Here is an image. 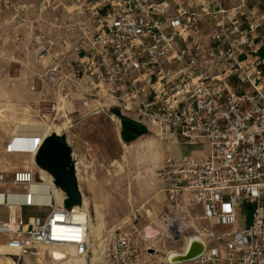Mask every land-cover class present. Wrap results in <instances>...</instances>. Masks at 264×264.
Masks as SVG:
<instances>
[{
    "label": "built area",
    "instance_id": "2783aa9c",
    "mask_svg": "<svg viewBox=\"0 0 264 264\" xmlns=\"http://www.w3.org/2000/svg\"><path fill=\"white\" fill-rule=\"evenodd\" d=\"M89 4L97 20L73 52L84 103L93 99L112 119L123 117L161 141L205 149L200 156L168 153L155 171L171 210L164 235L178 243L175 254L202 236L203 252L185 262L264 264V0ZM54 110L45 108L42 117ZM5 152L21 151L6 144ZM34 183L31 169L0 171V256L38 264L184 263L139 246L148 230L137 225L139 209L124 220L128 228L94 240L87 208H66L65 194L36 202ZM197 204L202 211L192 215Z\"/></svg>",
    "mask_w": 264,
    "mask_h": 264
},
{
    "label": "rangeland",
    "instance_id": "374dc122",
    "mask_svg": "<svg viewBox=\"0 0 264 264\" xmlns=\"http://www.w3.org/2000/svg\"><path fill=\"white\" fill-rule=\"evenodd\" d=\"M60 1L62 5L57 8H51L47 7L48 4L44 0H0V171L11 173L12 171L4 169L3 165L6 164L11 167L18 164L17 161L13 160V156L3 151V147L5 149L8 143L9 133L13 132V123L18 120L14 116L30 124L38 123L37 121H39V124L53 121L58 126H61L65 119L64 115H66L64 106H66L68 100H72L70 95L68 99L65 94H61L64 95V98L56 99V96H58L57 92L61 90V83H64V86L67 84L66 87L75 92V95L78 93L77 90L82 92L81 78L77 73L78 67H76V55L73 52L82 33L89 32L97 19L93 11L88 8L92 5L89 4L91 0ZM77 3L82 4V7L76 8ZM45 50L49 51L48 54H45ZM51 72L52 74L49 76L53 77L54 81H51L52 79L47 76ZM48 79L53 84L52 87L49 85L50 87L48 88V91L54 90L55 98L53 99L45 98L47 96L46 85ZM58 86L60 87L58 88ZM36 88H39V90L37 91ZM36 93H41L43 100L37 102ZM21 94L22 99H20ZM30 95H34V103L29 101V99L33 98V96L29 98ZM26 97L29 99H25ZM22 101L25 102L22 103ZM89 101H93V99ZM52 106L55 109L52 115L48 116L49 118H43L44 109ZM60 106L62 108L58 109ZM105 115L106 119L98 123L101 128L111 129L109 124L113 123V120L109 114ZM64 123H67V121ZM97 125V123L87 124L81 132L75 131L72 127L69 136L64 135L66 143L71 148L72 155L73 152L76 154L73 157L84 158L80 160L78 165H75L77 178L81 181L80 183L77 181L78 186L84 192L89 175L92 174L98 180L102 177L101 179L105 182L100 184L99 192L107 199V205L103 206L106 219L117 220L130 212L132 208L139 209L141 214L144 212L143 207L138 206L148 200V194L144 192L143 187L145 182L136 178V167L131 169L125 163L123 164L122 160L127 148L137 142L141 135L134 140L125 141L121 137L120 132L116 134L111 131L109 133L110 131L107 130L101 141H93L92 136L94 133L88 134L85 131H90L92 127H97ZM21 138L22 142L20 143L22 145L18 141H12L10 142L11 146L17 149L31 150L29 141H32V135L30 134L29 138L26 137L25 140H23V137ZM162 142L163 144L168 143ZM194 149H201V146L191 145L183 147V152H189ZM35 151V148L32 149L33 153ZM15 155L22 161L25 158L18 153ZM75 162L76 164L78 163L76 159ZM122 164L125 169L121 170ZM34 165L38 167L35 162ZM34 174L38 178V174ZM57 192L65 194L59 188ZM82 207L86 208L85 205H82ZM144 208H147V206ZM164 211L163 214L157 217L158 220L164 215ZM196 211L198 209L195 207L190 210V213L192 214ZM32 212H36V210L32 209ZM148 213L151 214L150 212ZM155 213L159 214L158 212ZM142 214V220H149V217L147 218L144 213ZM167 215L168 213L164 217ZM151 216L153 215L151 214ZM155 217L153 216L152 218L158 227L148 230L149 233H152L149 239L154 243L159 237L160 241L163 240V242L160 245L149 243L144 245H152L154 249L158 250L157 254L163 257L166 252L168 255L177 253L174 250H170V247L167 248V243H170V240L164 235V227L158 223L159 221ZM239 223L241 225V221ZM95 227V225H92L94 232ZM228 227H225V229ZM183 242L185 243V240ZM184 245L182 244V248H184ZM139 246L143 247L142 239L139 240ZM4 251L6 250L1 252ZM6 258L11 263L18 264L17 259L13 258L11 253L6 252L3 256H0L1 260L6 261ZM20 262L21 264H38L35 258L24 259ZM184 264H192V262Z\"/></svg>",
    "mask_w": 264,
    "mask_h": 264
},
{
    "label": "crops",
    "instance_id": "0c3cea01",
    "mask_svg": "<svg viewBox=\"0 0 264 264\" xmlns=\"http://www.w3.org/2000/svg\"><path fill=\"white\" fill-rule=\"evenodd\" d=\"M49 74H47V76H49ZM65 76V74H63ZM50 77V76H49ZM48 78V77H47ZM64 83H61V90L58 91V96H56L57 98H64V95L61 94H65L67 95V98L69 99V95H70V99H72L71 101L68 100L66 103V106H64V111H65V119L62 123L61 130L60 133L58 135H68L69 136V132L70 129L73 127L75 129V131L77 132H81V130L83 129V127L87 124L90 123H97V127H92L91 130L89 131H85V133H94L93 134V141H101L102 140V136L105 134V132L107 130H109L111 133V131L113 133L120 132L122 131V123L120 121H118L117 119H112L113 123L109 124V127L111 129H107L106 127L101 128L100 124L98 123L101 120H105L106 119V115L108 114L105 109H102L99 107V104L96 101H89L87 104L84 103V99L85 95L80 92V90H77V94L75 95V92H72V90H70V88L66 87L67 84L64 86ZM49 85H51L52 87V83L51 81L48 79V83H47V89H46V97L47 99H53L55 98V93L53 92L54 90H50L48 91V88L50 87ZM33 87V86H31ZM36 90L38 91L39 88H36ZM35 91V92H37ZM48 92H50V94H48ZM42 93V91H41ZM41 93H36V100L37 102H40L41 100H43ZM16 95V93H15ZM33 96V98H32ZM51 96V97H50ZM17 97V96H16ZM32 98V99H29ZM29 98H25V99H29V101H33L34 99V95H30ZM20 99H22V94L20 95ZM25 101H22V103ZM35 101L31 102L34 103ZM65 102V101H64ZM63 102V104H64ZM66 107V110H65ZM9 108V107H7ZM13 109H15V107H13ZM68 111V113H67ZM15 113V112H14ZM64 114V113H63ZM36 116H38L36 114ZM39 117V116H38ZM14 118L18 119L16 122L13 123V128H12V133H9V139H8V143L12 141H18V137H23L25 140V138H29V135H32V141H29L31 143V150H22V149H18L21 152L18 153L19 155H23L25 158L23 159V161L16 157V153H9V155L13 156V160L17 161L18 164H15L14 166L8 167L6 164L3 165V168L6 170H11L14 171L16 169H21V168H28L31 169L33 171V174L36 173L38 174V178H35V182H38L37 184L33 185L32 190L37 192L38 195H43V196H37L36 201L37 202H44L50 201V196L52 195L57 201L61 200L64 196L63 193H59L56 192L54 189V185L52 182H49L47 177H49V175H47V173H45V171L41 170L39 167H36L34 165V153L32 152V149H37L38 145H40V143L42 142V140L49 135L50 133H54L53 131H49V132H45V128L47 126V122L45 123H41L39 124V121H37L38 123H34V124H30L27 123L25 121H23V119L17 118L16 116H14ZM65 121H67V123H64ZM53 122V121H52ZM120 126V129H119ZM115 127V129H114ZM146 130V133L142 134L141 137L139 138V140L137 142H135L134 144H132L131 147H128L126 150V153L123 154L122 156V160H123V164L125 163L127 165V167L129 166L131 169H134V167H136V178L138 180H143L145 182L144 184V192H146L148 194L147 196V201L143 202V204H141L138 207H143V211L142 213H144L147 218L149 217V220L145 219L142 220L143 214H140L139 220H138V227L144 231L146 228L150 231L152 228H157V224L154 221V219L152 218L153 216H156L155 219L158 220V216L163 214V210H165L164 215H166L168 213V215L170 214L171 210L169 207V203L166 200L165 194L162 190V185L160 183V180L154 176V171L155 169L160 165L162 158L168 154H174V155H193V156H200L203 151L205 150L203 145L201 144H196L201 146V149H194V150H190L189 152H183V147H188L191 146L187 143H185L183 140L181 139H175V140H171V141H167V144H163V142L158 139L155 135H153L152 133L148 132L146 128H144ZM14 133V134H13ZM11 136V138H10ZM15 136V137H13ZM122 137V136H121ZM13 138V139H12ZM16 139V140H15ZM22 139V138H21ZM19 140L20 142L22 140ZM35 140H38L37 142H35ZM70 140V139H68ZM122 140V139H121ZM166 142V141H165ZM3 151H5L4 147H3ZM74 151V150H73ZM6 153V152H5ZM7 154V153H6ZM73 155L75 156L76 154L73 152ZM72 155V157H73ZM74 160L76 159L78 161L77 164L78 165L80 163V160L84 159V158H75L73 157ZM121 164V163H120ZM122 164L121 166V170L125 169V166ZM10 166V165H9ZM43 171V172H42ZM35 175V174H34ZM77 176V174H76ZM50 178V177H49ZM89 178V179H88ZM87 178L88 182L86 183V188H84V192L81 190V187L79 186V190L81 192V197H82V204L81 205H85L90 218H91V224L95 225V232L92 230L91 228V236L94 240H96L97 238H100L102 236H104L105 234H107L109 231H111L114 227L116 226H121L122 228H128L127 225H125L123 222L124 220L127 218V216L129 215V213L134 209L132 208L130 210V212H128L126 215H123L121 218L117 219V220H110V219H106V216L104 214V210H103V206L107 205V199L105 197L102 196V194L99 192V189L101 188V183H104L105 181L102 180L101 178L95 179L94 176L91 174L89 175V177ZM51 179V178H50ZM77 181L80 183L81 181H79V179L77 178ZM58 188H56L57 190ZM44 200V201H43ZM180 203H182V198L179 199ZM153 203V204H152ZM147 208H144L146 207ZM156 208V209H155ZM196 208L198 209V211L196 212H201L202 211V207L200 205L197 204ZM200 209V210H199ZM98 212V214H96ZM148 212H150L153 216H151V214H149ZM155 212H158L159 214H156ZM24 213L25 214H30L32 213V208H25L24 209ZM195 215V212L192 213V215ZM97 215V216H96ZM164 215L162 217H164ZM142 216V217H141ZM145 216V217H146ZM101 217V218H100ZM144 217V218H145ZM161 217V219H162ZM6 218V209L3 206H0V220H4ZM98 219V220H97ZM159 219L158 223H160V225L162 227H164V219ZM145 233L147 240H145L143 242V244H159L161 242H163V240L160 241L159 237L157 238V240H155V242L153 243L152 240L149 239V236H151L149 232ZM164 233H166V230L164 229L163 231ZM161 235V234H160ZM156 237V236H155ZM160 241V242H159ZM176 246H178V243L175 245L173 243H167V248H169L170 250H174L176 248ZM2 264H15V263H11V261L7 258V262H1Z\"/></svg>",
    "mask_w": 264,
    "mask_h": 264
},
{
    "label": "water",
    "instance_id": "95a60500",
    "mask_svg": "<svg viewBox=\"0 0 264 264\" xmlns=\"http://www.w3.org/2000/svg\"><path fill=\"white\" fill-rule=\"evenodd\" d=\"M110 111L113 114H116L119 112V108L114 106L110 108ZM123 119V117H120L121 123ZM129 129L138 136L142 135L139 133L136 126H130ZM123 132L124 131H121V136ZM34 162L39 168L48 172L53 179L54 185L65 193L63 205L66 208L69 209L74 206H81L82 197L75 172L76 162L72 157L71 148L66 143L65 137L63 135L50 133L48 136H46L44 142L41 143L34 154ZM63 176L67 177V181H62ZM193 242L194 237L189 238L186 243L187 250L185 253H182V255L175 254L172 256H167L168 260L172 263H182L198 256L201 252L194 253L196 251L195 249L192 254L186 257L189 250L191 251L195 247L194 243L196 242ZM197 244L198 243H196V245ZM18 262L21 264L20 260Z\"/></svg>",
    "mask_w": 264,
    "mask_h": 264
},
{
    "label": "bare ground",
    "instance_id": "6f19581e",
    "mask_svg": "<svg viewBox=\"0 0 264 264\" xmlns=\"http://www.w3.org/2000/svg\"><path fill=\"white\" fill-rule=\"evenodd\" d=\"M62 107L60 106V107H58V109H61ZM49 118V117H48ZM50 120V119H49ZM60 130H61V127L60 126H58L56 123H54V122H51V123H47V126H46V128H45V132H49V131H53L55 134H59V132H60ZM48 136V135H47ZM21 138L20 137H18V142H19V144H21L20 143V140ZM45 139V138H44ZM44 139L42 140V142L41 143H43L44 142ZM16 140V139H15ZM22 140V139H21ZM38 140H35V142H37ZM17 142V143H18ZM22 142V141H21ZM41 143H40V145H41ZM9 145H11L10 143H9ZM22 145V144H21ZM39 145V146H40ZM77 161V160H76ZM41 169V168H40ZM41 170H43V169H41ZM43 171H45V170H43ZM42 171V172H43ZM155 171H156V169H155ZM155 171H154V173H155ZM45 173H47L48 175H49V177L51 178H49V177H47V179H48V181L49 182H52L53 183V179H52V177H51V175L48 173V172H46L45 171ZM76 178H77V176H76ZM38 182H35L33 185H35V184H37ZM33 185H32V187H31V189L33 188ZM53 185H54V183H53ZM56 188H58V187H56L55 185H54V189H55V191L57 192V190H56ZM61 190V189H60ZM35 192V191H34ZM36 194H37V192H35ZM37 196H43V195H35L34 196V201H36V198H37ZM51 197H53L52 195L50 196V200H51ZM1 198V197H0ZM44 201V200H43ZM59 201V200H58ZM82 201V200H81ZM37 202V201H36ZM50 202V201H49ZM49 202H47V201H44L43 203H49ZM91 226V228H92V225H90ZM164 229L167 231V228H166V226H165V223H164ZM150 234V233H149ZM194 242H196V243H198L197 245H196V243H194ZM194 245H195V247L190 251L189 250V252H188V254L186 255V257H188L190 254H192L194 251H195V249H196V251L194 252V253H199V252H203V250H204V248H205V242H204V240H203V237L202 236H196V237H194ZM183 250H184V252H183V254L185 253V251L187 250V247L184 245V248H182ZM2 250H5V248L2 246L1 247V251ZM172 255H175V253H171V254H169L168 256H172ZM178 255H182V254H178ZM61 256H59V258H60ZM170 258V257H169ZM1 262H7V258H6V261H4V260H1L0 259V264H2ZM18 262V261H17ZM184 263H187V262H184ZM183 263V264H184ZM18 264H20L19 262H18Z\"/></svg>",
    "mask_w": 264,
    "mask_h": 264
},
{
    "label": "trees",
    "instance_id": "16d2710c",
    "mask_svg": "<svg viewBox=\"0 0 264 264\" xmlns=\"http://www.w3.org/2000/svg\"><path fill=\"white\" fill-rule=\"evenodd\" d=\"M130 126H136L138 128L139 133H141V134L146 133V130L142 126L132 124L130 121L123 119L122 120V131H124V132L122 134V138L125 141L134 140L138 136L136 133L134 135H131V136H128L125 134V130L129 129Z\"/></svg>",
    "mask_w": 264,
    "mask_h": 264
},
{
    "label": "flooded vegetation",
    "instance_id": "af4514ba",
    "mask_svg": "<svg viewBox=\"0 0 264 264\" xmlns=\"http://www.w3.org/2000/svg\"><path fill=\"white\" fill-rule=\"evenodd\" d=\"M125 134L128 135V136H131V135H134L135 133L132 132L130 129H127V130H125ZM62 181H67V177L63 176L62 177Z\"/></svg>",
    "mask_w": 264,
    "mask_h": 264
}]
</instances>
